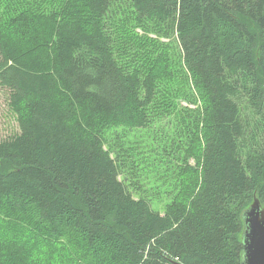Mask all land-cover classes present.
<instances>
[{
  "label": "trees",
  "instance_id": "16d2710c",
  "mask_svg": "<svg viewBox=\"0 0 264 264\" xmlns=\"http://www.w3.org/2000/svg\"><path fill=\"white\" fill-rule=\"evenodd\" d=\"M0 88L19 126L0 141V264H240L241 214L264 206V0H0ZM170 117L161 214L102 130Z\"/></svg>",
  "mask_w": 264,
  "mask_h": 264
},
{
  "label": "rangeland",
  "instance_id": "374dc122",
  "mask_svg": "<svg viewBox=\"0 0 264 264\" xmlns=\"http://www.w3.org/2000/svg\"><path fill=\"white\" fill-rule=\"evenodd\" d=\"M137 38H155L154 35L145 33L140 27L130 28ZM164 43L171 44L177 52L175 38L161 39ZM145 47V46H144ZM148 48V47H145ZM181 64L178 59L175 62V72L172 78V86L182 88L183 72L179 71ZM8 92L0 88V141L19 133L16 115L11 110L8 100ZM182 106H187L181 102ZM193 108V106H191ZM174 118H164L155 123L150 129L127 130L123 126L108 125L102 130L103 148L115 158L114 151L126 149L132 153L134 167L126 166L119 177L125 184H129L134 198L147 199L154 210L163 214L166 205L179 191L177 150L169 145L173 137ZM179 128V124L177 126ZM165 146V147H164ZM175 152V153H174ZM193 164V161H189ZM8 166L0 163V171L6 172ZM25 226L29 231V226ZM30 235V232L27 234ZM46 240L39 239L37 253L44 252ZM37 243V242H36ZM35 244V243H34ZM51 248H55L53 245ZM56 249V248H55ZM52 251V249H50ZM50 256L52 260L60 258V252L55 250ZM38 256V255H37Z\"/></svg>",
  "mask_w": 264,
  "mask_h": 264
},
{
  "label": "water",
  "instance_id": "95a60500",
  "mask_svg": "<svg viewBox=\"0 0 264 264\" xmlns=\"http://www.w3.org/2000/svg\"><path fill=\"white\" fill-rule=\"evenodd\" d=\"M242 254L240 264H264V206L254 196L242 212Z\"/></svg>",
  "mask_w": 264,
  "mask_h": 264
},
{
  "label": "bare ground",
  "instance_id": "6f19581e",
  "mask_svg": "<svg viewBox=\"0 0 264 264\" xmlns=\"http://www.w3.org/2000/svg\"><path fill=\"white\" fill-rule=\"evenodd\" d=\"M164 69V68H163ZM159 70V69H158ZM159 72V71H158ZM154 74V73H153ZM159 74V73H158ZM157 76V75H156ZM9 237V236H8Z\"/></svg>",
  "mask_w": 264,
  "mask_h": 264
}]
</instances>
